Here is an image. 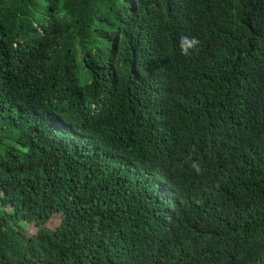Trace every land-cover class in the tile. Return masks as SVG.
I'll return each instance as SVG.
<instances>
[{
  "label": "trees",
  "instance_id": "obj_1",
  "mask_svg": "<svg viewBox=\"0 0 264 264\" xmlns=\"http://www.w3.org/2000/svg\"><path fill=\"white\" fill-rule=\"evenodd\" d=\"M0 264H264V0H0Z\"/></svg>",
  "mask_w": 264,
  "mask_h": 264
},
{
  "label": "rangeland",
  "instance_id": "obj_2",
  "mask_svg": "<svg viewBox=\"0 0 264 264\" xmlns=\"http://www.w3.org/2000/svg\"><path fill=\"white\" fill-rule=\"evenodd\" d=\"M87 70L84 69L83 66L80 67L79 69V81L81 85H86L90 82L91 77L89 74H86ZM60 223V217L57 216L54 219H52L47 226H49L50 228H55L58 226V224ZM37 231V227L36 226H31L29 233L30 234H34L33 232Z\"/></svg>",
  "mask_w": 264,
  "mask_h": 264
}]
</instances>
